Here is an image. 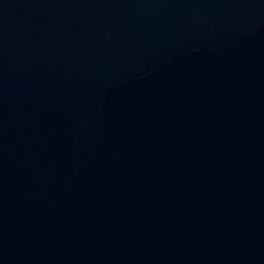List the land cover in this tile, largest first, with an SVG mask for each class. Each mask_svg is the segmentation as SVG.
<instances>
[{
	"label": "water",
	"instance_id": "water-1",
	"mask_svg": "<svg viewBox=\"0 0 264 264\" xmlns=\"http://www.w3.org/2000/svg\"><path fill=\"white\" fill-rule=\"evenodd\" d=\"M0 264H264V0H0Z\"/></svg>",
	"mask_w": 264,
	"mask_h": 264
}]
</instances>
